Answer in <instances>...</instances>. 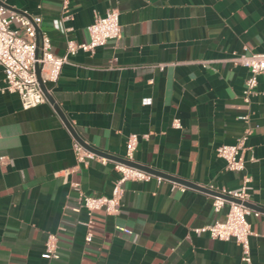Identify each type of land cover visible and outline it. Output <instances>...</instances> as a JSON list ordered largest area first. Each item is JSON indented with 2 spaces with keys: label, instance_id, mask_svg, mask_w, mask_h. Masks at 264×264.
Listing matches in <instances>:
<instances>
[{
  "label": "crops",
  "instance_id": "crops-1",
  "mask_svg": "<svg viewBox=\"0 0 264 264\" xmlns=\"http://www.w3.org/2000/svg\"><path fill=\"white\" fill-rule=\"evenodd\" d=\"M0 2L41 15L58 55L67 39L89 41L88 26L117 9L121 38L79 50L50 94L76 134L103 152L124 157L137 134L139 164L216 192L248 178V202L261 212L249 218L250 251L264 264V73L247 102L249 71L231 61L264 52V0H71L66 32L62 0ZM247 130L246 169L230 171L217 148ZM74 137L49 100L25 109L17 93H0V264H245L235 241L194 231L224 218L215 194L167 178L125 182L118 214L73 210L80 193L109 196L120 177L111 158L78 164ZM50 234L59 259L42 256Z\"/></svg>",
  "mask_w": 264,
  "mask_h": 264
},
{
  "label": "built area",
  "instance_id": "built-area-1",
  "mask_svg": "<svg viewBox=\"0 0 264 264\" xmlns=\"http://www.w3.org/2000/svg\"><path fill=\"white\" fill-rule=\"evenodd\" d=\"M70 2L71 0H62L61 23L64 32L68 30L64 26V21L70 18L68 13ZM42 20L41 15L16 10L0 3V65L4 70V79L0 82V93H17L25 109L48 102L38 79L36 64L41 67L42 81L50 93L61 76L63 66L69 63L71 57L76 55L79 50L94 52L97 47L111 40H118L122 35L120 12L117 9H110L106 14L97 16L88 26L89 41L79 43L73 39H67L65 53L58 55L52 50L50 37L41 30ZM38 36L39 44L37 43ZM231 61L236 65L246 67L249 71L244 88V99L248 102L255 93L259 76L264 73V52L236 55L231 58ZM244 119L248 120V116L245 115ZM173 126L181 128L182 124L178 119H175ZM249 134L250 131L247 130L234 144H223L217 148V155L226 161L228 170L238 173L245 171L244 151ZM138 142L137 134L129 136L126 143V154L123 158L135 161L134 152ZM73 148L78 164H88L93 159H99L104 163L109 160L108 157L89 150L76 137H74ZM0 159L4 160L5 157L2 156ZM112 162L115 170L120 173V177L115 182L111 195L80 193L79 203L72 208L73 210L80 211L85 208L90 217L97 210H105L108 214H118L125 182L129 180L148 181L153 177L160 181L166 179L119 160L112 159ZM170 181L182 190L190 188L174 180ZM247 181L248 178L238 189L217 190L222 195H215L212 205L216 213H220L226 208L224 218L195 228L194 231L197 234L207 232L211 238L217 240L235 241L242 249V262L258 264L252 259L250 251V237L254 235V232L249 218L252 215L259 216L261 212L246 205L249 199ZM84 225L87 229L85 239L87 242H91L94 238L93 220L90 218ZM120 229L132 233L129 229ZM42 256L46 259L60 258L58 238L55 234L48 236Z\"/></svg>",
  "mask_w": 264,
  "mask_h": 264
},
{
  "label": "water",
  "instance_id": "water-1",
  "mask_svg": "<svg viewBox=\"0 0 264 264\" xmlns=\"http://www.w3.org/2000/svg\"><path fill=\"white\" fill-rule=\"evenodd\" d=\"M2 3V2H0ZM40 40H39V36L37 38V43L39 44ZM38 55V53H37ZM36 72H37V75H38V79H39V82H40V85H41V88L43 89L44 93L46 94L48 100L50 103H52L54 105V108L55 110L57 111V113L60 115V117L62 118V120L64 121V123L66 124V126L71 130V132L75 135V137L85 145V147H87L89 150L91 151H94L95 153H97L98 155H102V156H106L108 158H111V159H114V160H119V161H122L126 164H129V165H132V166H135V167H138L140 169H143L149 173H152V174H155L157 176H162L164 178H167V179H170V180H174L178 183H181V184H184V185H187L188 187H191V188H194V189H198V190H202V191H207V192H210V193H213L215 195H222V194H219L218 192L216 191H213V190H210L204 186H201V185H198V184H195L191 181H188V180H184V179H181V178H178V177H174V176H171L170 174H166L164 172H161L155 168H152L150 166H146V165H143V164H139L138 162L136 161H128L126 160L125 158L123 157H116V156H113L111 154H108L106 152H103L102 150H99L97 148H94L92 146H90L89 144H87L84 140H82L75 132V130L72 128L68 118L66 117V115L64 114V112L61 110V108L58 106V104H56L54 98L52 97V95L48 92L47 88H46V85L44 84V82L42 81V78H41V67L39 64H36ZM228 198V197H227ZM246 205H248L249 207L251 208H254L255 206L249 202L246 203Z\"/></svg>",
  "mask_w": 264,
  "mask_h": 264
}]
</instances>
